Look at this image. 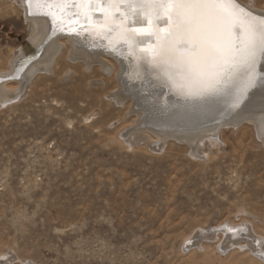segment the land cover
Here are the masks:
<instances>
[{
    "label": "rangeland",
    "instance_id": "rangeland-1",
    "mask_svg": "<svg viewBox=\"0 0 264 264\" xmlns=\"http://www.w3.org/2000/svg\"><path fill=\"white\" fill-rule=\"evenodd\" d=\"M9 4L0 3V71L31 39L25 12L4 15ZM68 48L19 100L4 104L0 94V254L15 264H264L259 129L223 128L224 146L202 158L172 136L158 151L129 144L136 130L158 135L117 83L122 65L108 57L107 73ZM120 91L123 106L111 101ZM244 219L256 233L242 241L254 247L224 250L221 232L186 248L200 227Z\"/></svg>",
    "mask_w": 264,
    "mask_h": 264
},
{
    "label": "bare ground",
    "instance_id": "bare-ground-1",
    "mask_svg": "<svg viewBox=\"0 0 264 264\" xmlns=\"http://www.w3.org/2000/svg\"><path fill=\"white\" fill-rule=\"evenodd\" d=\"M0 3H10V8L4 11V15L18 13L17 7H19L21 13L25 12L27 20L31 24L30 46L15 53L16 56L12 60L9 70L0 71V94L4 104L19 100L30 88V79L34 78L38 72H43L48 67L51 68L50 64L56 54L63 51L68 44L73 60H82L89 66L98 63L107 73H110L112 69L110 68L112 62L108 57L114 58L122 65H120L122 68L117 83L120 82L122 87L127 86V91H130L131 97H134L132 98L134 106L139 109L138 112L143 119L142 123L147 124V129H151L158 135L157 141L153 142L152 137L145 131L136 130L126 139L129 144L146 142L158 151L164 148L165 143L172 136L187 142L192 148V155L202 158L207 154L208 149L224 146L225 141L220 135L225 127L231 126V128L238 129L243 123L249 122L254 124L264 135V86H261L259 81L256 87L249 90L242 106L229 113L230 100L227 97L220 95L206 102H199L197 98L185 97L180 94L176 86L172 85L171 81H168L163 71L155 69L156 61L153 59L151 49L159 48L161 44V41H158L155 36L143 40L142 43L133 42L132 47L118 38L121 28L147 27L146 24L133 23L135 20L144 21L147 19L143 12L134 16L126 5L109 6L105 0H99V3L89 7V15L85 18V8L76 4L74 8L78 10L77 16H79L76 23L83 25L74 33H62L66 30L53 32L54 24L62 17L59 12H57V19L54 21L53 17L47 14V8L35 9L34 6L28 5L27 0H0ZM238 3L255 14H264V7L258 6L255 0H238ZM53 11L56 9L53 8ZM105 11L109 13L108 17H105ZM121 12L128 14L127 19H122ZM163 19L166 18L162 17L161 20L152 18L151 27L162 30L159 31L160 36L165 35L168 30V25L162 22ZM109 28H114L116 31L110 32ZM50 35L51 38L48 39ZM136 35L138 39L143 36L140 33ZM34 52H37L36 60L28 63L27 66H17L19 59ZM18 69L19 72H17ZM14 74V78L6 79ZM177 80L179 81L180 78L177 77ZM99 81L105 82L104 80ZM239 87H242V84H239ZM112 94V103L123 106L126 96L121 91L118 94ZM142 100L145 101V104L141 103ZM156 130L163 131V133H158ZM262 138L264 142V136ZM250 224L244 219L240 223L231 221L219 223L214 227H200L198 231L185 238L184 242L186 241L187 249L199 245L204 247L202 244L204 239H213L214 236L216 237L222 232L227 235V238L221 241L224 250L234 245L254 247L249 240L242 241L248 234L256 233L254 228L249 227ZM194 235L197 237L196 242L189 243ZM252 236L254 237V235ZM262 250L263 254L264 249ZM9 254V252L0 254L1 264H15V255L10 256ZM5 257L7 260L4 259Z\"/></svg>",
    "mask_w": 264,
    "mask_h": 264
},
{
    "label": "snow or ice",
    "instance_id": "snow-or-ice-1",
    "mask_svg": "<svg viewBox=\"0 0 264 264\" xmlns=\"http://www.w3.org/2000/svg\"><path fill=\"white\" fill-rule=\"evenodd\" d=\"M105 2L109 6L126 5L134 16L143 12L147 19L133 23L146 24L147 27L121 28L118 38L129 47L133 42L142 43L153 36L161 41L159 48L151 49L156 61L155 69L163 71L181 95L197 98L199 102L223 95L230 100L228 110L231 113L240 108L249 90L256 87L258 81L264 86V14H255L242 7L238 0ZM27 3L35 9L47 8V14L55 21L57 12L63 15L65 6L69 4L82 5L87 18L89 7L99 3V0H27ZM104 14L109 16L107 11ZM120 15L122 19H127L126 12ZM153 17L156 20L166 18L162 21L168 25L165 35L160 36L159 31L162 30L151 27ZM108 30L116 31L114 28ZM137 33L143 34L142 38L138 39ZM239 84L242 87L238 88ZM196 240L194 235L189 243ZM4 259L7 260L6 257Z\"/></svg>",
    "mask_w": 264,
    "mask_h": 264
},
{
    "label": "water",
    "instance_id": "water-1",
    "mask_svg": "<svg viewBox=\"0 0 264 264\" xmlns=\"http://www.w3.org/2000/svg\"><path fill=\"white\" fill-rule=\"evenodd\" d=\"M57 26H59V24H54V29H55V32L57 31V30H59V28H57ZM62 30V29H61ZM58 34V33H57ZM38 58V56H37V52H34V53H31V54H29L28 56H25V57H22L21 59H19L18 60V62H17V66H24V65H28V63L30 64V62H32V61H34V60H36ZM10 77H15V74L14 75H12V76H9V77H7L6 79L8 80V79H10ZM241 106H242V104H241ZM240 106V107H241ZM239 109V108H238ZM238 109H236V110H238ZM235 110V111H236Z\"/></svg>",
    "mask_w": 264,
    "mask_h": 264
}]
</instances>
